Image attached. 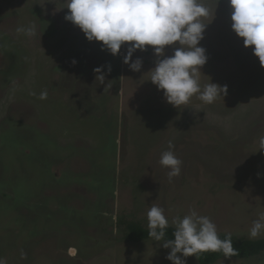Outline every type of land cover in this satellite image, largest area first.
<instances>
[{"label": "rangeland", "instance_id": "obj_1", "mask_svg": "<svg viewBox=\"0 0 264 264\" xmlns=\"http://www.w3.org/2000/svg\"><path fill=\"white\" fill-rule=\"evenodd\" d=\"M65 2L0 0V260L172 264L163 241H129L120 225L147 227L153 204L170 226L195 209L219 234L250 238L264 215V151L238 146L264 134V67L232 30L228 0H204L211 11L200 45L208 59L199 73L202 86L211 80L227 92L212 104L193 96L180 108L148 80L152 46L133 54L142 67L131 70L127 43L113 56L88 41L65 20ZM30 24L35 36L17 33ZM169 140L182 161L172 182L158 164ZM185 259L201 264L196 255ZM213 264H264V252Z\"/></svg>", "mask_w": 264, "mask_h": 264}, {"label": "clouds", "instance_id": "obj_2", "mask_svg": "<svg viewBox=\"0 0 264 264\" xmlns=\"http://www.w3.org/2000/svg\"><path fill=\"white\" fill-rule=\"evenodd\" d=\"M228 3L232 30L243 38L245 47L251 46L253 55L264 67V0H228ZM64 7L68 9L65 20L78 26L88 41L102 42V50L115 56L127 43L123 62L133 71L142 67L140 58L132 60L133 54L152 46L156 60L148 80L163 91L166 101L174 107L187 105L193 96L204 104H212L226 94L227 86L211 80L202 86L199 79L208 59L206 49L200 45L207 25L204 21L211 11L204 0H66ZM16 31L28 37L37 34L35 24L17 27ZM166 46L173 47L172 55H165ZM94 72L103 83V66ZM47 95L44 90L39 99L45 100ZM173 149L174 144L169 140L168 150L158 160L167 169L169 182L180 175L182 165ZM256 151H264V135L258 138ZM146 219L148 235L153 241H163V247L170 249L166 258L172 264H186L185 258L198 257L200 253L219 252L226 259L238 254L232 234L220 238L216 224L195 209L171 218L174 239H165L170 221L163 207L153 204ZM261 234H264V215L254 220L249 229L250 238ZM0 264L4 261L0 260Z\"/></svg>", "mask_w": 264, "mask_h": 264}, {"label": "trees", "instance_id": "obj_3", "mask_svg": "<svg viewBox=\"0 0 264 264\" xmlns=\"http://www.w3.org/2000/svg\"><path fill=\"white\" fill-rule=\"evenodd\" d=\"M120 225L123 226L125 237L132 242H140L147 239H152L148 235V228L135 220H121ZM174 226H169L166 231L165 239H174ZM226 233L219 234L220 238H224ZM233 247L237 249L238 254L232 256L234 258L246 259L261 255L264 252V238L251 239L232 235ZM197 257V256H196ZM224 258L222 253H200L198 261L201 264H213Z\"/></svg>", "mask_w": 264, "mask_h": 264}, {"label": "crops", "instance_id": "obj_4", "mask_svg": "<svg viewBox=\"0 0 264 264\" xmlns=\"http://www.w3.org/2000/svg\"><path fill=\"white\" fill-rule=\"evenodd\" d=\"M205 134L203 133L202 135H200L199 137H202V136H204ZM261 135H264L263 133H260V132H253V133H250V136L248 137V139L250 140V141H247V142H244V144L243 145H240V146H238V147H240V148H243L244 147V151L245 152H247L248 154L250 153V152H261V151H256L257 150V146H256V148L253 150V145H252V150H249V151H246V148H247V146H251V144L255 141V140H258V138L261 136ZM208 138H213L212 137V135H211V137H208ZM224 139V137H222V139L221 140H223ZM258 142V141H257ZM257 142L255 141V144H257ZM223 145H224V141H223V143H222ZM226 144V143H225ZM249 149H251V148H249ZM262 153V152H261ZM264 153V152H263ZM251 154V153H250Z\"/></svg>", "mask_w": 264, "mask_h": 264}]
</instances>
